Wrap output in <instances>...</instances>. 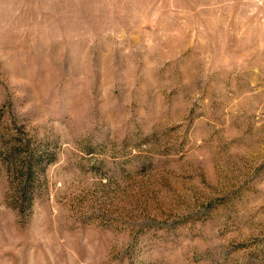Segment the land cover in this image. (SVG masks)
I'll use <instances>...</instances> for the list:
<instances>
[{"label": "rangeland", "instance_id": "374dc122", "mask_svg": "<svg viewBox=\"0 0 264 264\" xmlns=\"http://www.w3.org/2000/svg\"><path fill=\"white\" fill-rule=\"evenodd\" d=\"M0 264H264V0H0Z\"/></svg>", "mask_w": 264, "mask_h": 264}]
</instances>
